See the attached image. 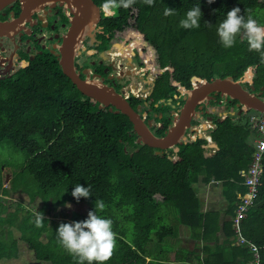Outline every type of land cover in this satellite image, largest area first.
<instances>
[{
	"label": "trees",
	"instance_id": "16d2710c",
	"mask_svg": "<svg viewBox=\"0 0 264 264\" xmlns=\"http://www.w3.org/2000/svg\"><path fill=\"white\" fill-rule=\"evenodd\" d=\"M94 1L101 6L108 2ZM198 4L200 27H180L186 12ZM167 7L174 8L175 14L165 16ZM234 7L241 14L251 9L264 25V0H215L210 5L207 0H154L153 6L135 0L128 8L110 7L112 13L100 21L102 49L134 19L137 26L148 23L146 36L159 50L158 59L175 66L155 76L154 101L146 103L134 94L127 98L133 108L140 105L141 111H148L156 122L150 126L155 135L164 134L173 121L172 110L183 103L173 80L186 89L192 86L188 68L200 78L212 79L219 73V77L239 80L251 67V81H243L244 86L249 90L253 86L255 93L261 90L259 97L264 100L260 54L249 51L242 36H237L233 47L225 48L217 35L219 22ZM198 77L193 82L200 84ZM214 98L224 105L223 118L209 111L201 115L211 116L214 128L210 135L217 148L205 155V148L197 144L207 141L196 135L178 143L173 153L171 147L162 150L137 142L128 116L83 94L50 52L36 54L29 64L0 78V145L11 144L23 153L21 173L30 175L35 189L25 188L22 193L30 202L38 200V212L45 219L44 226L37 228L36 213L22 216L32 222L28 247L35 258L41 264H76L59 246L56 231L61 223L85 220L94 211V201L103 200L106 208L97 214L110 218L116 233V247L105 264H248L253 253L236 242L232 218L239 195L246 189L244 171L253 150L249 117L258 111L239 112L237 99L219 93ZM192 123L199 121L193 117ZM175 154L180 160L171 170L170 157ZM211 179L221 182L230 215L222 222V242L217 213L200 210L194 189L199 180ZM76 184L90 186L92 196L77 202L71 195ZM10 186L18 189L12 181ZM78 204L83 208L64 211L59 218L49 215L51 210ZM18 211H14L16 217ZM182 225L188 227L186 235L192 245L175 248L182 240ZM241 233L258 247L260 264H264V157L259 191L242 218ZM42 234L46 236L45 254L36 246Z\"/></svg>",
	"mask_w": 264,
	"mask_h": 264
},
{
	"label": "flooded vegetation",
	"instance_id": "af4514ba",
	"mask_svg": "<svg viewBox=\"0 0 264 264\" xmlns=\"http://www.w3.org/2000/svg\"><path fill=\"white\" fill-rule=\"evenodd\" d=\"M92 1L97 8L93 10L95 20L89 22L80 32L73 64L82 78L95 79L117 89L118 92L124 91V80L128 76V70L125 68L127 63L124 60L126 55L115 45L121 40L117 38L122 36L121 32L117 31L110 46L102 49L104 39L99 37L103 31L100 21L111 14V10ZM74 6L73 0H4L0 2V22L8 25L4 32H0V78L9 76L20 67L29 64L36 54L50 52L57 58L63 37L71 25L72 17L76 14ZM91 24H93L90 29L93 31V36L86 33ZM129 57L135 63H138L137 57H141V65L145 64L147 59L139 54L138 47L128 53L127 58ZM131 62L129 67H135V64ZM167 66L162 62L158 67L154 66L156 73L151 81H148L151 86L150 91H153L155 76L167 70ZM141 69L144 70V68ZM195 84L197 83L194 82ZM177 90L179 93L181 89L177 88ZM154 95L152 99L139 95L138 97L150 103L156 99V94ZM138 111L143 115L144 120L154 121L148 117L147 110L141 111L140 108ZM153 125H156L155 121L150 126ZM190 126H194L192 121Z\"/></svg>",
	"mask_w": 264,
	"mask_h": 264
},
{
	"label": "rangeland",
	"instance_id": "374dc122",
	"mask_svg": "<svg viewBox=\"0 0 264 264\" xmlns=\"http://www.w3.org/2000/svg\"><path fill=\"white\" fill-rule=\"evenodd\" d=\"M135 25V24H134ZM93 24H91L90 28L87 30V34H93L92 29ZM136 27V25H135ZM142 27L147 28L145 24ZM141 30V26L138 27ZM135 28L132 31L127 33H121L122 37H117L121 39L119 43L115 44L121 52H125L124 60L127 63L128 52H130L132 45H136L141 49V51L150 57L149 62H153L151 66H147L145 70L141 68H145L143 64L141 65L140 59L137 57L138 63H135V67L126 66L128 76L124 80V91L123 93L132 90L133 93L137 94L136 96H141L143 98L152 99L155 95L153 91H150L151 86L149 85L150 79L153 78L154 73V65L159 63V59L156 57L148 55L150 52L155 51V43L147 42L145 37H137V32L135 33ZM93 36V35H92ZM131 42V43H130ZM158 52V49H156ZM142 53V55H143ZM146 55H143L146 57ZM152 55V54H151ZM136 61V62H137ZM145 64V65H146ZM165 64V63H164ZM167 66V65H166ZM173 66L172 64L168 65L167 68L171 69ZM159 71V69H158ZM191 71V70H190ZM252 71V70H251ZM218 77L220 76L219 73H216ZM250 69L248 68L245 71L244 76L240 79L242 82L241 84L244 86L245 84L243 81H247L250 79ZM214 77V78H215ZM246 78V79H245ZM146 80V81H145ZM250 82V81H247ZM132 84V85H131ZM136 85V86H135ZM131 86V87H130ZM246 86V85H245ZM130 90H128V89ZM126 89V90H125ZM261 91V90H260ZM184 92V91H183ZM259 92V91H258ZM122 93V94H123ZM130 93L128 97L131 95ZM184 94V93H183ZM181 95L183 98L184 95ZM140 108V107H139ZM215 108V110H214ZM198 110L195 115L200 117L201 120L204 119L200 114V111L205 109L206 111L213 112L218 110H224V105L220 104L215 98H206L203 102L196 107ZM224 115V114H223ZM222 118V116H221ZM154 121H152L153 123ZM205 125L203 130L200 131L201 136H206L209 134L210 128ZM189 126L186 128V132L183 135V139H190L192 138L191 128ZM191 135V137H190ZM253 143V140H252ZM171 159V170L175 169L174 161ZM24 161V155L21 151L16 149L11 144H3L0 145V173H1V181H0V264H41V260H37L34 256L33 251L28 247L29 242V224L32 223L29 219L25 221L22 217L29 212L36 213L38 212L39 203L38 200H34L30 202L22 191L25 188H29L30 190H34V186L31 184V177L30 175H25L21 173V166ZM173 161V163H172ZM29 180V181H28ZM11 181L17 185L18 189L14 191V188H11L10 183ZM7 188V189H5ZM82 209L83 205L78 204L75 206L66 205L61 210H51L49 211V215H54L53 218H59L61 213L64 211H71L72 209ZM15 209L19 210V217L14 214ZM55 212V213H54ZM30 215V214H29ZM34 217V216H33ZM36 246L41 254H45L44 250L47 248L46 243V236L44 234L39 236V239L36 241ZM36 252V251H35ZM2 254V255H1ZM62 264V263H56Z\"/></svg>",
	"mask_w": 264,
	"mask_h": 264
},
{
	"label": "water",
	"instance_id": "95a60500",
	"mask_svg": "<svg viewBox=\"0 0 264 264\" xmlns=\"http://www.w3.org/2000/svg\"><path fill=\"white\" fill-rule=\"evenodd\" d=\"M2 1L4 0H0V2ZM73 2L75 5L77 3L79 12H76L75 16L72 17L71 25L63 37L57 56L58 63L63 73L70 78L83 94L94 98L99 102L100 106H107L110 110L114 107L115 112L126 114L132 122L133 130L138 135L137 142L162 150L173 147L174 151H178V143L184 140L185 130L190 126V120L194 113L198 111L196 107L201 103L200 98L202 96L204 98H214L219 93L222 96L237 99L239 112L253 109L264 113V100L259 97L261 91L255 93L253 86L249 90L241 84L242 81L240 79L234 80L231 76H218L212 79L198 77L202 83L198 86L194 85L185 91L182 105L176 110H172L174 118L170 126L163 135H155L149 128L152 124L151 120H144L143 115L138 111L139 107L137 109L133 108L128 99L123 96V91L118 92L113 87L105 84L103 86L93 84L87 78H82L76 71L73 64L76 43L82 29L89 22L95 20L93 10L97 8L92 0H73ZM7 26L0 22V32H4ZM161 115L160 113L159 117Z\"/></svg>",
	"mask_w": 264,
	"mask_h": 264
},
{
	"label": "clouds",
	"instance_id": "9594fccd",
	"mask_svg": "<svg viewBox=\"0 0 264 264\" xmlns=\"http://www.w3.org/2000/svg\"><path fill=\"white\" fill-rule=\"evenodd\" d=\"M215 0H207L210 5ZM135 0H108L105 5L113 8H128ZM148 6H153L154 0H143ZM175 14L174 8H165L164 15ZM201 8L196 5L186 12L185 18L180 21V27L184 29L199 28L201 21ZM207 23V22H206ZM217 35L220 43L225 48H231L236 43L237 36H242L248 44L249 51L260 54V63L264 64V25L258 23L251 14V9H245L241 14L239 7H234L227 12L226 18L219 22ZM71 195L77 202L83 198L91 197L90 186L84 187L76 184ZM70 207V205H69ZM106 208L103 200L94 201V211H89L83 221L61 223L56 231L57 241L68 254L76 261V264H105L113 255L116 247V233L113 231V221L97 214ZM44 215L36 212L34 225L37 228L44 226Z\"/></svg>",
	"mask_w": 264,
	"mask_h": 264
},
{
	"label": "crops",
	"instance_id": "0c3cea01",
	"mask_svg": "<svg viewBox=\"0 0 264 264\" xmlns=\"http://www.w3.org/2000/svg\"><path fill=\"white\" fill-rule=\"evenodd\" d=\"M105 8H107L108 10H111V8L110 7H106V6H104ZM111 13H112V10L110 11ZM135 20L134 19H131L130 20V23H129V25L128 26H126V28L125 29H123L122 31H120L121 33H127V34H129L131 31H132V29H134L135 28V31L137 32V35H138V37L140 38V37H145L146 38V40H147V42H149V40H148V38H147V36H146V31H147V28H144V27H142V25L143 24H145L146 25V27H148V23H143V24H141V30L139 29V28H136V27H138L137 25H136V27H135ZM135 32V33H136ZM122 35V34H121ZM122 37V36H121ZM131 43V42H130ZM135 48H137V46L135 45H132V47H131V50H135ZM139 48V47H138ZM157 48L155 47V51L154 52H150L148 55H150V56H153L154 58H158V55H159V50H158V52H157V50H156ZM130 50V51H131ZM128 53H129V51H127ZM142 51H141V49L139 48V54L140 55H142ZM152 54V55H151ZM143 55H146V54H144L143 53ZM147 56V55H146ZM139 59H140V61H142V58L141 57H138ZM145 58H148V60L150 61V57L149 56H147V57H145ZM128 61H127V65L126 66H129L130 64H129V62L130 61H132L131 63H134L135 64V62H134V60L133 59H130V57L127 59ZM160 61V60H159ZM140 63H142V62H140ZM152 63L153 62H149V64H143V66L144 67H147V66H151L152 65ZM161 64V61L159 62V63H157L156 65L155 64H153L154 66H156V67H158L159 65ZM170 64H172V63H170ZM169 63H165V65H170ZM172 68L171 69H169V70H173V69H175V66H174V64H172ZM125 68H127V67H125ZM189 69V68H188ZM158 71V70H157ZM247 71V70H246ZM196 77H198V76H196ZM150 81H151V79H150ZM173 84H174V86H176L177 88H179V89H183L181 92H179V95L181 96L183 93V95H185V91L187 90L184 86H182V85H180L176 80H173ZM154 86V85H153ZM192 86H194V84L192 83ZM191 86V87H192ZM152 89H153V87H152ZM190 89V88H189ZM184 91V92H183ZM154 94H156V93H154ZM183 99V98H182ZM138 107H140V105L138 106ZM137 107V108H138ZM141 108V107H140ZM139 108V109H140ZM179 108V107H178ZM174 110H176V109H174ZM214 110H215V108H214ZM197 112V111H196ZM195 112V113H196ZM202 112H207L205 109H203L202 110ZM195 113H194V115L192 116V118H191V120H190V125H191V121H192V119H193V117H195ZM200 113H201V111H200ZM213 113H216V114H218V117H221L222 116V118H223V114H225L226 113V110H218V111H213ZM256 113V112H255ZM253 114V113H252ZM203 117V116H202ZM173 118H174V114H173ZM195 118H197L198 119V121H199V123H197V124H194V126L192 127V128H198V127H201V129L202 128H205L204 126L205 125H207V124H209V123H211V124H213V126H214V123H213V121H212V119L210 118V116H206V117H204V119L203 120H201V118L200 117H195ZM191 128V129H192ZM214 127H212V128H210V129H208L209 130V134L211 133V131H212V129H213ZM151 130V129H150ZM194 130V129H193ZM193 130H191V132L193 131ZM152 131V130H151ZM191 134V133H190ZM254 135V134H253ZM211 136V135H210ZM190 137H191V135H190ZM200 137H204L205 139H206V144H197L198 145V148H202V147H204L205 148V151H204V154L205 155H208L213 149V147H216L217 148V146H216V143H215V141L212 139V140H208L206 137L207 136H201L200 135ZM195 137H193L192 136V138H190V139H194ZM253 138H254V136H253ZM189 139V138H188ZM187 140V139H186ZM253 140V139H252ZM171 149H172V152L173 153H176L177 151H174L173 150V147H171ZM180 156V155H179ZM170 158H172L173 159V161H174V165L176 166V164L179 162L178 160H180V159H178V156H177V154H175V155H173V156H171ZM173 161H172V163H173ZM194 189H195V191H196V194H197V198H198V203L200 204L199 205V207H200V210L201 211H208V212H216L217 213V220H218V224H219V226H220V228H219V230L217 231V234L219 235V242H222V239H223V234L221 233L222 232V228H221V226H222V222L225 220V219H227V218H229V214L226 212V205H227V200H226V198H225V195L223 194V188H222V184H221V182L220 181H218V180H214V179H211V180H209L208 182H204V181H202V180H199L198 182H196L195 184H194ZM235 211V210H234ZM235 214V213H234ZM214 219H215V217H213ZM182 228H181V235H182V240H181V243L180 244H175V248H178V246L180 245L181 247H190L191 245H192V240H190V238L186 235V234H189V229H188V227L187 226H184V225H182L181 226ZM186 247V248H187ZM146 259H148V257L146 258Z\"/></svg>",
	"mask_w": 264,
	"mask_h": 264
},
{
	"label": "built area",
	"instance_id": "2783aa9c",
	"mask_svg": "<svg viewBox=\"0 0 264 264\" xmlns=\"http://www.w3.org/2000/svg\"><path fill=\"white\" fill-rule=\"evenodd\" d=\"M148 62V58L145 59V63ZM147 67L144 68V70ZM250 69V68H249ZM191 69H187V75L190 77L191 82L194 84L193 77H196L192 73ZM250 79H247V81H251L252 77V71L250 70ZM246 79V78H245ZM132 93L134 95H137L133 93L132 90L127 91L123 93L124 97H128V95ZM250 124L251 129L254 133L253 138V150L251 151L250 156V162L247 166V168L244 171V183L246 185L245 191L240 194L239 200L236 202L235 206V214L232 218L233 220V229L236 234V242L240 245H247L252 253L253 258L248 261V264H260V257H259V250L258 247L250 240L243 237L241 233V221L242 218L245 216L246 211L249 209L250 205L253 203V201L256 199L259 186L261 182V177L263 173V157H264V113L262 112H256L250 115ZM208 128L214 127L213 124L209 123ZM203 130L201 127L194 128V130L191 132L192 136L195 137L196 135L200 136V131ZM208 140H212V136L210 134L206 135ZM217 146L216 140H214ZM213 150L216 149V147L212 148Z\"/></svg>",
	"mask_w": 264,
	"mask_h": 264
},
{
	"label": "bare ground",
	"instance_id": "6f19581e",
	"mask_svg": "<svg viewBox=\"0 0 264 264\" xmlns=\"http://www.w3.org/2000/svg\"><path fill=\"white\" fill-rule=\"evenodd\" d=\"M67 2V1H66ZM65 2V3H66ZM75 5V4H74ZM81 6H83L82 4H81ZM75 8H76V12L78 13L79 11L77 10V3H76V5L74 6ZM89 82H91V83H93V84H97V85H99V86H103L104 84H102L101 82H99V81H97V80H95V79H87ZM201 84V83H200ZM200 84H195V86H198V85H200ZM132 85V84H131ZM136 86V85H135ZM131 87V86H130ZM128 89V88H127ZM203 99H205L203 96L200 98V101H202Z\"/></svg>",
	"mask_w": 264,
	"mask_h": 264
}]
</instances>
